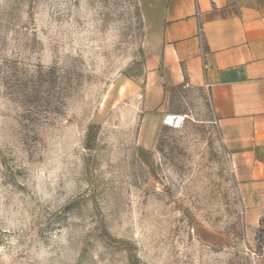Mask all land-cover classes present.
I'll list each match as a JSON object with an SVG mask.
<instances>
[{
  "label": "rangeland",
  "instance_id": "1",
  "mask_svg": "<svg viewBox=\"0 0 264 264\" xmlns=\"http://www.w3.org/2000/svg\"><path fill=\"white\" fill-rule=\"evenodd\" d=\"M146 39L137 0H0V264H264L206 91L148 92Z\"/></svg>",
  "mask_w": 264,
  "mask_h": 264
},
{
  "label": "crops",
  "instance_id": "2",
  "mask_svg": "<svg viewBox=\"0 0 264 264\" xmlns=\"http://www.w3.org/2000/svg\"><path fill=\"white\" fill-rule=\"evenodd\" d=\"M137 3L148 92L161 100L183 84L206 91L236 161L248 232L264 237V0Z\"/></svg>",
  "mask_w": 264,
  "mask_h": 264
}]
</instances>
